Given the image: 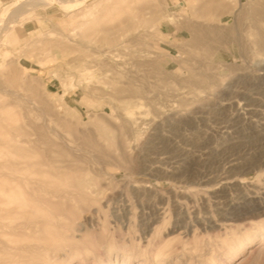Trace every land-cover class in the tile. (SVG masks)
Returning <instances> with one entry per match:
<instances>
[{
  "label": "rangeland",
  "instance_id": "obj_1",
  "mask_svg": "<svg viewBox=\"0 0 264 264\" xmlns=\"http://www.w3.org/2000/svg\"><path fill=\"white\" fill-rule=\"evenodd\" d=\"M17 1L0 0V11ZM252 1L240 0L239 18L236 0L7 12L0 140L28 132L18 144L34 158L18 191L45 217L26 238L2 221L0 264H264V50L253 43L264 21L250 16ZM174 24L225 46L190 51ZM188 68L214 84L189 86ZM128 82L138 97L116 93ZM6 175L1 186H15ZM41 179L66 199L32 190Z\"/></svg>",
  "mask_w": 264,
  "mask_h": 264
},
{
  "label": "bare ground",
  "instance_id": "obj_2",
  "mask_svg": "<svg viewBox=\"0 0 264 264\" xmlns=\"http://www.w3.org/2000/svg\"><path fill=\"white\" fill-rule=\"evenodd\" d=\"M88 1L90 0H71V1H65V0H19L17 1L16 5H19V4H29V3H34L35 5H39V4H44V3H54V4H58L59 6H61L65 12H73V11H76L80 8H83V10L87 9L88 12L89 10H92L95 5L97 4V1L98 0H92L91 2V6L89 7H86V3H88ZM219 1V0H217ZM193 2V1H192ZM222 2V1H221ZM220 2V3H221ZM219 3V2H218ZM236 4L238 6V8L240 9V13L238 14L237 13V17L235 16V14L233 13L234 17L235 18H239V16L242 14V10H243V5L241 6L240 5V0H236ZM14 3L13 5H9L8 7H5L3 8L1 11H0V28L2 26V23L5 22V19H6V16H7V12L11 10V14L13 15V11L14 8L16 9L17 6H16ZM31 5V4H30ZM29 5V6H30ZM250 5V8H249V13H250V16L255 20V21H264V0L261 1V0H255V1H252L249 3ZM16 6V7H15ZM20 7V6H19ZM34 7V6H33ZM86 7V8H85ZM201 7V5H200ZM199 7V9H200ZM22 8V6L20 7ZM227 9V7H225ZM229 8V7H228ZM208 9V8H207ZM86 10V12H87ZM201 10V9H200ZM202 11V10H201ZM219 11V10H218ZM231 11V10H230ZM238 11V10H237ZM236 11V12H237ZM26 12V11H25ZM248 12V11H247ZM230 13V12H228ZM247 13V14H249ZM15 14V13H14ZM19 14V13H18ZM11 16V15H10ZM16 16V14H15ZM181 18V17H180ZM141 20V19H140ZM175 19L173 18H170L168 17L167 18V22H171L173 23ZM177 20V19H176ZM181 20V19H179ZM248 20V19H247ZM238 21V20H237ZM236 21V22H237ZM240 21V20H239ZM242 21V20H241ZM245 21V20H244ZM249 21V20H248ZM142 22V21H141ZM176 22V21H175ZM183 21H180L179 23H181ZM186 22V21H185ZM190 22V21H189ZM192 23V22H191ZM245 23V22H244ZM263 23V22H262ZM261 23V24H262ZM185 24V23H184ZM243 24V23H241ZM239 23V25H241ZM9 23L5 26V27H8ZM175 25V24H174ZM173 25V26H174ZM178 26H176V30L178 32H181L182 30L184 29H187L189 31V38H183L181 37L180 39L183 40V44L189 48V50H193V51H197L196 49H200V51L203 50V55H211L212 52L214 51V46L216 45L217 47V44L219 46H223L224 44L222 43H219V40L217 39L214 40L216 41L215 43L216 44H211V43H208L206 41V34H208L209 36V32L206 33V34H193L190 32L188 26L184 25V26H181L179 27V24H177ZM235 26H236V23H235ZM212 27V26H211ZM215 27V26H214ZM256 27V26H255ZM193 27L191 26V29ZM197 28V27H196ZM209 28V27H208ZM216 28V27H215ZM227 28V27H226ZM207 29V28H206ZM214 29V28H213ZM212 29V30H213ZM257 29V28H256ZM134 30V29H133ZM132 30V31H133ZM221 30V29H220ZM208 31V30H207ZM198 32H202V31H198ZM206 32V31H205ZM215 30L213 31V35L214 34ZM218 33V32H217ZM227 33V32H226ZM138 34V33H137ZM135 34V35H137ZM172 34V33H171ZM223 34V33H222ZM205 35V36H204ZM212 36V35H211ZM228 36V35H227ZM216 37V35H215ZM214 37V38H215ZM223 37V36H222ZM224 38V37H223ZM135 39V38H134ZM133 39V40H134ZM136 40H139V39H135V42ZM208 40V39H207ZM233 40V39H232ZM236 40V39H235ZM125 41V40H124ZM209 41V40H208ZM213 41V42H214ZM134 42V41H133ZM178 43V42H177ZM253 43H256L262 50H264V29H259V33H258V36H257V39H256V42H253ZM229 44V43H228ZM183 45V46H184ZM218 46V47H219ZM225 46V45H224ZM228 47V46H227ZM226 47V48H227ZM222 50H223V47H220ZM229 48V47H228ZM227 48V50H228ZM219 49V48H218ZM190 50V51H191ZM226 50V51H227ZM261 50V51H262ZM181 51V50H180ZM216 51V50H215ZM220 51V50H219ZM229 51V50H228ZM199 53V52H198ZM202 54V53H201ZM202 55V56H203ZM163 57V56H162ZM206 57V56H205ZM212 61V60H211ZM103 64V62H102ZM213 65V63H212ZM209 66V67H212ZM214 66V65H213ZM103 67V66H102ZM111 67V66H110ZM177 68V67H176ZM110 69V68H109ZM102 71L104 70L103 68L101 69ZM194 70V69H193ZM149 72V71H148ZM153 73V72H152ZM176 73L179 74V71H177ZM188 73L189 75L186 77L185 79V83L188 84L189 86H194V87H197L198 85L200 86V84H208L210 86V84H214L212 81V79L210 77H204V76H199V77H196L195 75V71L194 73L192 72V69L191 68H188ZM133 76V75H132ZM131 76V77H132ZM145 76V75H144ZM214 76V75H213ZM179 77V76H178ZM216 78V77H215ZM119 79V78H118ZM222 79V78H221ZM132 80V79H131ZM133 80H135L133 78ZM137 81V80H136ZM183 81V80H182ZM214 81V80H213ZM218 81V80H217ZM133 82V81H131ZM131 82H128L124 87H122L121 89H118L117 88L115 90H117V94L119 95H122L123 93H126V92H129L131 94V97L132 98H136L138 97V91L137 89L134 88L133 84ZM135 82V81H134ZM118 83V82H117ZM136 83V82H135ZM219 83V82H218ZM136 85V84H135ZM208 86V87H209ZM207 87V88H208ZM120 88V87H119ZM137 88V87H136ZM201 88V87H200ZM140 90V89H139ZM142 91V90H141ZM118 96V95H117ZM120 98V97H119ZM140 103V102H139ZM138 104V102H137ZM136 105V104H135ZM139 105V104H138ZM144 106V105H143ZM138 107V106H137ZM140 107V106H139ZM1 108V107H0ZM3 108V107H2ZM141 112V111H139ZM141 118V117H140ZM126 125V124H125ZM123 126H124V123H123ZM126 128V127H125ZM28 132L24 129V128H17L15 129V138H11L7 141H3L2 138L0 140V157H3V155H6L8 157L5 158L7 159V161H0V179L3 178L4 176H7L6 174L7 173H15V186H12V185H9V186H1V183H0V227L6 224H4V222L2 223L3 220H15V222H11L9 225H7L8 228H11L10 230L15 232V238H21V237H24L26 238V236L28 237L29 233L30 232H37L38 231V228L40 229V223L41 222V219L42 217H45V214L36 210L35 207H34V204L32 202H30L27 198H26V193L24 192H19L18 189L20 188V186H22V184H26V179H25V175H26V172L24 170V167L25 166H28L30 165L32 162V156L30 155L31 152H28L29 150L26 149V146L24 145L25 143H27V141H23L22 143H19L18 144V137L19 136H24V135H27ZM28 137V136H27ZM60 148V147H59ZM58 150V149H57ZM57 152V151H56ZM34 152H32L31 154H33ZM60 153V152H58ZM15 154L18 156L17 159L13 158L15 156ZM38 154V153H37ZM60 155H65L63 154L62 152L60 153ZM10 156H12L10 158ZM38 157V156H37ZM39 158V157H38ZM42 158V157H41ZM41 159H39L40 161ZM35 161V160H34ZM43 162V161H42ZM239 162V161H238ZM7 172V173H6ZM43 172V171H42ZM45 172V171H44ZM5 173V174H4ZM28 174V172H27ZM41 174V173H40ZM27 176V175H26ZM10 177V176H9ZM47 177V175H46ZM43 179V178H42ZM39 180V184H40V188H34V187H30L32 190L35 189V191H39L40 189L43 190L44 188L47 189L48 191V194H52L53 196L55 197H58L59 199H66V195H58L60 193H58V189H56L55 187V184L53 182H47L46 180ZM29 181V180H28ZM27 181V182H28ZM33 183V182H32ZM31 183V184H32ZM38 183V182H37ZM10 184V183H9ZM37 184V185H39ZM3 185V184H2ZM24 187H22V190ZM136 188V187H135ZM142 189V188H141ZM31 190V191H32ZM61 190V189H60ZM138 189H136L137 191ZM145 190V189H144ZM42 193V191H41ZM29 194V193H28ZM33 195V193H31ZM39 195H42L43 194H40ZM28 196V195H27ZM31 196V195H30ZM34 196V195H33ZM5 197H6V201L5 200ZM44 197V196H43ZM46 197V196H45ZM44 197V198H45ZM4 198V199H3ZM37 198H39V196H37ZM42 199V198H41ZM35 200H38V199H35ZM43 201V199L41 200ZM40 201V202H41ZM39 202V201H38ZM46 203L50 204V201H45ZM44 202V203H45ZM45 203V205H46ZM2 206H6L5 209L3 210L2 209ZM2 209V210H1ZM260 212L263 213L264 212V207L260 208ZM2 211L5 212V214L3 213L2 214ZM54 213V212H53ZM47 216V215H46ZM48 217V216H47ZM54 219V217H53ZM52 221V220H51ZM55 221V219H54ZM47 222H50L49 220ZM3 228V227H1ZM42 228H44L42 226ZM4 229V228H3ZM6 230V229H5ZM52 230V229H50ZM0 236H6L7 233L9 232H2L3 230H0ZM44 232V231H43ZM47 233L48 230H47ZM52 233V232H51ZM40 234V232H39ZM45 235V234H44ZM32 238V237H31ZM30 238V239H31ZM36 239V238H35ZM23 240V239H22ZM56 241L54 239H50L49 240V243L50 244H54L53 242ZM39 242V239L38 241H36V243ZM57 243V241H56ZM40 244V243H39ZM42 245V244H41ZM59 245V244H58ZM35 246V245H34ZM44 246V245H43ZM60 246V245H59ZM41 247V246H40ZM28 248V247H27ZM47 248H48V245H47ZM54 248V247H53ZM58 248V247H57ZM24 247L21 246L19 244V241H17L15 239V251L18 252L19 254L24 251ZM30 249V248H29ZM27 250V249H26ZM60 251V249H59ZM15 252V253H16ZM22 254V253H21ZM25 254V253H24ZM39 254V252H38ZM42 254V253H41ZM45 255V253H44ZM16 256V254H15ZM22 256V255H21ZM46 258V257H45ZM85 259V258H84ZM25 260V259H24ZM16 261V260H15ZM46 260L43 259V263L41 262V264H44ZM25 262V261H24ZM26 264V263H25ZM38 264V263H37Z\"/></svg>",
  "mask_w": 264,
  "mask_h": 264
}]
</instances>
